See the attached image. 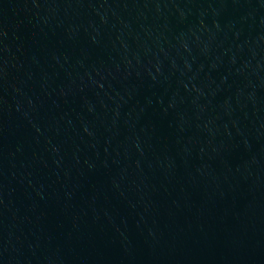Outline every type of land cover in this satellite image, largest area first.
<instances>
[{
  "label": "water",
  "instance_id": "water-1",
  "mask_svg": "<svg viewBox=\"0 0 264 264\" xmlns=\"http://www.w3.org/2000/svg\"><path fill=\"white\" fill-rule=\"evenodd\" d=\"M0 264H264V0H0Z\"/></svg>",
  "mask_w": 264,
  "mask_h": 264
}]
</instances>
